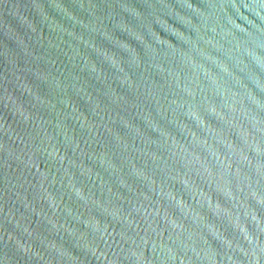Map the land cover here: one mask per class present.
<instances>
[{"label":"water","instance_id":"95a60500","mask_svg":"<svg viewBox=\"0 0 264 264\" xmlns=\"http://www.w3.org/2000/svg\"><path fill=\"white\" fill-rule=\"evenodd\" d=\"M0 264H264V0H0Z\"/></svg>","mask_w":264,"mask_h":264}]
</instances>
